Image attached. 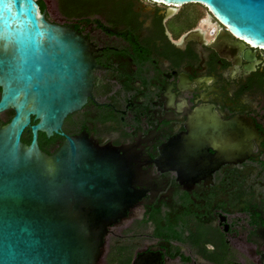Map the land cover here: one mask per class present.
I'll list each match as a JSON object with an SVG mask.
<instances>
[{
	"label": "flooded vegetation",
	"instance_id": "flooded-vegetation-1",
	"mask_svg": "<svg viewBox=\"0 0 264 264\" xmlns=\"http://www.w3.org/2000/svg\"><path fill=\"white\" fill-rule=\"evenodd\" d=\"M34 1L95 65L90 96L38 133L39 149L86 136L129 161L134 201L109 229L105 264H261L264 50L201 4Z\"/></svg>",
	"mask_w": 264,
	"mask_h": 264
},
{
	"label": "water",
	"instance_id": "water-1",
	"mask_svg": "<svg viewBox=\"0 0 264 264\" xmlns=\"http://www.w3.org/2000/svg\"><path fill=\"white\" fill-rule=\"evenodd\" d=\"M151 1L204 5L225 33L264 50V0ZM71 34L34 0H0V114L13 111L0 124V264H105L109 229L134 201L119 150L86 136L67 138L52 155L38 147V133L57 132L90 96L95 65Z\"/></svg>",
	"mask_w": 264,
	"mask_h": 264
},
{
	"label": "trees",
	"instance_id": "trees-1",
	"mask_svg": "<svg viewBox=\"0 0 264 264\" xmlns=\"http://www.w3.org/2000/svg\"><path fill=\"white\" fill-rule=\"evenodd\" d=\"M13 116V111L11 109L3 112L2 114H0V124H4L6 122H8L11 117ZM33 124V122H31ZM21 140L28 144L30 142V137L27 138V136L25 135L24 137H21Z\"/></svg>",
	"mask_w": 264,
	"mask_h": 264
},
{
	"label": "rangeland",
	"instance_id": "rangeland-1",
	"mask_svg": "<svg viewBox=\"0 0 264 264\" xmlns=\"http://www.w3.org/2000/svg\"><path fill=\"white\" fill-rule=\"evenodd\" d=\"M186 6H193L192 4H188V5H186Z\"/></svg>",
	"mask_w": 264,
	"mask_h": 264
}]
</instances>
